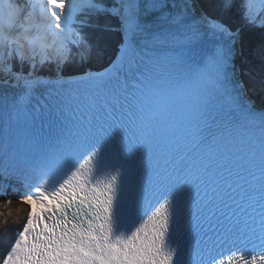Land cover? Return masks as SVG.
Instances as JSON below:
<instances>
[{
  "label": "snow or ice",
  "instance_id": "snow-or-ice-1",
  "mask_svg": "<svg viewBox=\"0 0 264 264\" xmlns=\"http://www.w3.org/2000/svg\"><path fill=\"white\" fill-rule=\"evenodd\" d=\"M245 29L264 36V0L199 16L190 0H0V84L21 90L3 96V170L28 205L0 264H264V111L233 80ZM113 32L107 66L65 74ZM206 43L202 59L175 51ZM40 87L59 120L18 153L8 126Z\"/></svg>",
  "mask_w": 264,
  "mask_h": 264
},
{
  "label": "trees",
  "instance_id": "trees-1",
  "mask_svg": "<svg viewBox=\"0 0 264 264\" xmlns=\"http://www.w3.org/2000/svg\"><path fill=\"white\" fill-rule=\"evenodd\" d=\"M200 8L207 10V0H196ZM231 15V14H230ZM235 24L236 21L232 20ZM113 24H116L115 19L112 20ZM264 36L259 31H253L245 29L243 32V55H239L237 70L240 82L248 95V97L256 104L264 105V59L259 56L252 55V49L258 46ZM105 51L107 55H103L101 59H93L89 63L80 66L76 65L65 69L66 75L79 74L81 70L98 71L102 66H107V62L114 58V54L118 49L121 41L119 32H113L110 35L104 37ZM27 70V66H25ZM50 74L49 69L45 68L40 72L42 76H48ZM6 199H11V204L6 207L0 206V221L7 220V224L0 223V259L5 254V249L10 247L11 242L15 239L14 229H22L23 223L26 220V213L28 205H21L19 196L7 197L0 195V205H4ZM17 208H22L23 211L17 217ZM11 211V215H9ZM5 234L9 237L5 239Z\"/></svg>",
  "mask_w": 264,
  "mask_h": 264
},
{
  "label": "bare ground",
  "instance_id": "bare-ground-1",
  "mask_svg": "<svg viewBox=\"0 0 264 264\" xmlns=\"http://www.w3.org/2000/svg\"><path fill=\"white\" fill-rule=\"evenodd\" d=\"M238 57H239V54L236 56V58L238 59ZM0 188H5L6 191L10 195L15 194V193L23 194V185H17L15 183H13L11 180H8L4 177H0ZM13 188L20 189L21 191L20 192H13Z\"/></svg>",
  "mask_w": 264,
  "mask_h": 264
},
{
  "label": "rangeland",
  "instance_id": "rangeland-1",
  "mask_svg": "<svg viewBox=\"0 0 264 264\" xmlns=\"http://www.w3.org/2000/svg\"><path fill=\"white\" fill-rule=\"evenodd\" d=\"M19 195H21L20 193H15V194H12V195H10L8 192H7V197H13V196H19Z\"/></svg>",
  "mask_w": 264,
  "mask_h": 264
},
{
  "label": "water",
  "instance_id": "water-1",
  "mask_svg": "<svg viewBox=\"0 0 264 264\" xmlns=\"http://www.w3.org/2000/svg\"><path fill=\"white\" fill-rule=\"evenodd\" d=\"M140 2H141V4H142L143 0H140Z\"/></svg>",
  "mask_w": 264,
  "mask_h": 264
}]
</instances>
